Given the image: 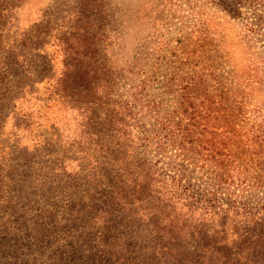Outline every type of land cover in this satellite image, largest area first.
<instances>
[{
    "label": "trees",
    "instance_id": "16d2710c",
    "mask_svg": "<svg viewBox=\"0 0 264 264\" xmlns=\"http://www.w3.org/2000/svg\"><path fill=\"white\" fill-rule=\"evenodd\" d=\"M212 1L243 23V64L222 48L187 69L151 62L108 0H64L24 34L28 54L9 47L26 72L0 73V264H264V0ZM16 7L0 0L1 25ZM53 36L51 95L34 102ZM217 105L230 107L224 138Z\"/></svg>",
    "mask_w": 264,
    "mask_h": 264
},
{
    "label": "rangeland",
    "instance_id": "374dc122",
    "mask_svg": "<svg viewBox=\"0 0 264 264\" xmlns=\"http://www.w3.org/2000/svg\"><path fill=\"white\" fill-rule=\"evenodd\" d=\"M63 1L64 0H15L18 5V7L13 10L15 16L7 20L6 24H0V38H2V45L0 47V73L2 72L4 74L5 81L13 82L19 80L26 72V69L17 71L10 61L6 62L4 54L7 53L9 47L16 43L20 45L18 50H22L25 46H21L24 34L31 31L34 34L35 31H37L35 30L36 27L44 18L57 16L59 13L58 11L63 8ZM108 1L112 14L116 17H124L125 19L127 47L131 49L132 45L138 46L141 55L145 57V55L150 54L149 59L151 62H155L158 58L166 55L169 63L176 61L178 66L180 65L187 69V62L196 64L200 60L204 62V60L209 59L214 62L215 49L218 50L222 48L223 51H228L231 54L232 59L237 64L244 63L243 58L239 55L241 51L239 48L237 49L240 39L244 34L243 23L237 19L230 18L225 11L219 10L212 0ZM56 40L55 36H53L50 38V42L43 46V50L39 47L40 54H48L49 57H53L52 64L54 70L45 71L43 68H38V71H42L41 74H38L39 79L42 80L34 84V94H36L32 99L34 102L37 100L36 97L45 101L51 95L53 80H50L49 77L57 70V58L55 59V56H58V53H56L54 49ZM260 45L261 43L258 42L257 46ZM165 46L167 48L173 46L175 49H172V53L170 51L166 54L163 51ZM210 46L213 52H207ZM240 49L244 50V48ZM9 50H11V48ZM22 51L23 54L29 53L27 48H23ZM220 53L221 50L218 53L216 51V64H219L221 69L224 68V65L228 68V62L218 55ZM189 54H195L200 59L186 61ZM203 54H205L204 58H202ZM21 60H23V57ZM184 62L185 65L183 64ZM39 65L40 64L37 66ZM255 107L257 108V105L250 104L246 111L239 110L240 112H244L242 115L244 119L243 123H254L255 116L260 112V110H254ZM33 108L36 109V107ZM226 109H230V107L227 105H217L216 111L212 114L217 117L215 123L218 126V132L223 133L220 136L218 133L219 138L227 136L226 133H224V129H222L224 128L225 121L229 120L228 117L230 114ZM234 110L239 112L235 108ZM246 117L247 119H245ZM232 119L233 121L237 120V122H241V120L235 116ZM36 120L39 121V119ZM39 123H43L44 126L46 125L42 120H40ZM11 125L12 123L8 121L4 134L8 136L9 139L14 140L10 135L12 132ZM39 130L40 129L35 127L33 131L28 133L31 136H25L24 142L37 144L39 142ZM256 195L259 198L264 197V189H258Z\"/></svg>",
    "mask_w": 264,
    "mask_h": 264
}]
</instances>
